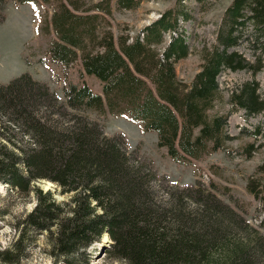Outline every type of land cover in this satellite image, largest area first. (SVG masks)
I'll return each instance as SVG.
<instances>
[{"label":"trees","instance_id":"1","mask_svg":"<svg viewBox=\"0 0 264 264\" xmlns=\"http://www.w3.org/2000/svg\"><path fill=\"white\" fill-rule=\"evenodd\" d=\"M59 1L52 16L59 38L50 46L52 59L69 64L79 51L86 72L102 81L105 96L87 84L71 85L60 102L29 73L0 84V184L36 199L17 220L0 261L18 263L40 234L54 260L67 264H88V249L107 235L112 242L106 252L128 264H264L259 229L244 224L243 217L222 215L210 192L174 188L166 199L157 198L149 184L156 173L134 157L124 138L107 135L98 121L80 113L81 107L104 110L105 100L111 108L125 102L120 112L156 131L158 145L177 161L223 148L231 137L224 128L227 118L208 110L218 99L217 78L224 69H248L256 76L263 68L264 40L256 43L254 63L231 48L248 23L257 40L264 35V0H233L215 42L204 47L202 68L182 87L174 64L190 50L183 33L175 34L180 19L191 16L184 6L168 9L134 36L120 34L116 43L100 18L112 14L113 1L132 9L142 0ZM165 32L171 40L159 52ZM258 90L257 81L245 82L232 91V104L248 116L262 112ZM259 170L264 173V162ZM41 179L55 183L69 199L59 201L36 184ZM259 182L249 181L248 188L264 202ZM5 213L0 208L1 218Z\"/></svg>","mask_w":264,"mask_h":264},{"label":"rangeland","instance_id":"2","mask_svg":"<svg viewBox=\"0 0 264 264\" xmlns=\"http://www.w3.org/2000/svg\"><path fill=\"white\" fill-rule=\"evenodd\" d=\"M80 1L91 3L99 0ZM232 2L142 0L135 8L120 9L113 1L112 14L101 17L100 23L101 27L113 30L118 43L120 34L129 33L134 36L168 9L184 6L191 16L188 20L180 19L181 29L175 34L183 33L190 50L187 57L174 64L178 84L182 87L191 84L195 74L202 68L204 47H211L215 42L225 12ZM59 3V0L27 3L0 0V84L29 73L56 93L60 102L66 100L64 90L71 85L87 84L93 92L105 96L102 81L86 72L79 51L69 64L63 65L52 59L50 46L55 39H59L52 16ZM241 34L238 44L231 50H237L250 63H254L259 53L256 51V43L263 41L264 35L257 40L251 23ZM170 40L171 33L165 32L164 42L158 46L159 52L164 51ZM217 79L220 92L208 113L226 116L224 128L231 137L223 148L217 151L210 149L199 157L185 155L180 161L174 160L166 147L158 145L156 131L144 130L141 122L133 120L129 113L120 112L121 108L126 107L125 102H118L111 108L105 100L104 110L81 107L80 113L90 121H98L107 135L124 138L134 157H139L147 169L156 173L149 184L157 198L166 199L168 192L174 188L198 189L204 194L210 192L213 194L211 200L221 207L219 211L222 215L232 214L237 220L243 217L244 224L259 229L264 235V202L255 198L248 188L251 180L264 183V173L259 170V165L264 162V110L248 116L245 109L234 106L231 100L232 91L239 92L245 82L252 80L258 82V91L264 97V66L256 76L248 69L226 68ZM36 184L45 191L51 190L59 201L69 199L50 180L41 179ZM35 203L33 194H21L0 184V208L6 210L3 217H0V250L13 240L17 220L32 210ZM189 203L194 206L193 201ZM38 237V243L30 245L29 255L15 264H67L63 260L56 262L43 235L39 234ZM106 240L101 242L102 237L88 249V264H128L106 252L112 242L109 235ZM0 264L8 263L0 261Z\"/></svg>","mask_w":264,"mask_h":264},{"label":"water","instance_id":"3","mask_svg":"<svg viewBox=\"0 0 264 264\" xmlns=\"http://www.w3.org/2000/svg\"><path fill=\"white\" fill-rule=\"evenodd\" d=\"M104 241H107V240H103V241H101V242H104Z\"/></svg>","mask_w":264,"mask_h":264},{"label":"bare ground","instance_id":"4","mask_svg":"<svg viewBox=\"0 0 264 264\" xmlns=\"http://www.w3.org/2000/svg\"><path fill=\"white\" fill-rule=\"evenodd\" d=\"M103 240H106V237Z\"/></svg>","mask_w":264,"mask_h":264}]
</instances>
